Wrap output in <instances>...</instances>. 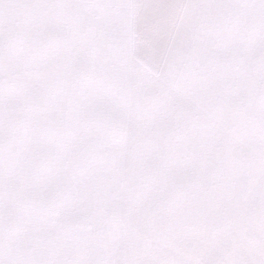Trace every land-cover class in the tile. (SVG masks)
<instances>
[{"label":"snow or ice","instance_id":"snow-or-ice-1","mask_svg":"<svg viewBox=\"0 0 264 264\" xmlns=\"http://www.w3.org/2000/svg\"><path fill=\"white\" fill-rule=\"evenodd\" d=\"M0 264H264V0H0Z\"/></svg>","mask_w":264,"mask_h":264}]
</instances>
